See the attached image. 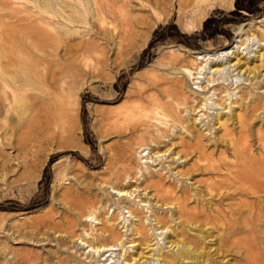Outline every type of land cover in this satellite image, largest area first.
<instances>
[{
    "label": "rangeland",
    "instance_id": "rangeland-1",
    "mask_svg": "<svg viewBox=\"0 0 264 264\" xmlns=\"http://www.w3.org/2000/svg\"><path fill=\"white\" fill-rule=\"evenodd\" d=\"M224 164L264 175V0H0V264H263L264 191L190 213Z\"/></svg>",
    "mask_w": 264,
    "mask_h": 264
},
{
    "label": "bare ground",
    "instance_id": "bare-ground-1",
    "mask_svg": "<svg viewBox=\"0 0 264 264\" xmlns=\"http://www.w3.org/2000/svg\"><path fill=\"white\" fill-rule=\"evenodd\" d=\"M198 19H199L198 23H202L203 15H201ZM235 48L237 47L234 46V48L232 47L229 50H226L225 51L226 54L225 53L223 54L227 56L229 55V53H233L235 51ZM223 54H221L220 57H222ZM239 54L240 53H235V59L237 60L238 65L241 63L240 59H238L237 56ZM223 65L224 63H222V65L219 64L218 67L212 71H218L219 73L224 72L227 66L223 67ZM245 72L251 74V72H249L248 70ZM216 118L219 119L218 115H216ZM200 119L201 118L196 117L194 119V123L195 124L198 123ZM199 153H200L199 159L204 163V166L207 165L208 162L207 159L204 157V153L203 152H199ZM228 167L229 166L226 164L220 167L222 168L221 169L222 173L219 176L220 179H216L213 182H210L208 185H206V189L208 190V194H209L208 198H205V196L203 197V195H201L199 192L197 193L198 196L195 199V206L191 207L190 213H192V218L195 220V222L201 223L205 227H207L208 225H220L223 229V232H225L226 238L230 241H233L235 240L236 235H238L240 232L248 233L252 229L250 226V222H257L258 220H262L261 217L262 210L258 209L255 211L253 206H250L248 203H242V204L238 203L239 207H236L228 203V199L232 197L235 191H240V192L250 191L253 193H259L261 191H264V179H263L264 175L263 172L261 171L254 172L249 170L248 168L242 167V168H236V174L234 178H230L225 176L223 173V171L228 170ZM254 167L255 166L252 165L251 168ZM237 184H239V186H237ZM230 185L234 187V191L230 192L228 189H226ZM113 193L116 194L117 196H123L128 192H126L123 189L117 188L116 190L113 191ZM224 204H226L227 207H223ZM249 206L250 208L248 209ZM201 224L199 225V227H201ZM196 227H198V224H196ZM202 231H206V230L202 228ZM203 238H206V236H203ZM88 242L89 241H86V243ZM87 247L88 248L90 247L89 251L92 250L93 256L96 255L100 257L102 255H105L106 252H109L108 258L98 260L99 262L103 260L106 261L102 264H107L109 260H112L113 255L116 254V250H118L116 248V245L106 246L101 244L100 246H96L95 243L92 241L91 243L90 242L88 243ZM127 251L128 250L125 249V256L127 254L126 253ZM156 253H157V257L155 260L157 261V264H175V262H173L170 259L168 254L162 252V248L157 249ZM125 259L128 260V258ZM125 264H129V263H125Z\"/></svg>",
    "mask_w": 264,
    "mask_h": 264
}]
</instances>
